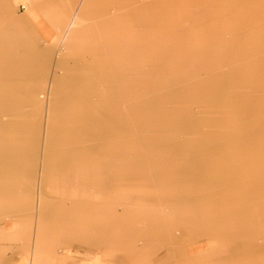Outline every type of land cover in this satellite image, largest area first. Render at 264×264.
Wrapping results in <instances>:
<instances>
[{
	"label": "rangeland",
	"instance_id": "1",
	"mask_svg": "<svg viewBox=\"0 0 264 264\" xmlns=\"http://www.w3.org/2000/svg\"><path fill=\"white\" fill-rule=\"evenodd\" d=\"M86 1L104 8L107 0ZM118 1V9L134 11L132 15L111 25L113 10L90 11L88 22L77 26L80 41L74 53L61 68L51 63L60 78L51 96L52 133L47 137L55 146L53 159L50 146H41L42 137L32 139L27 131L8 128L22 120L24 130L44 134L43 103L48 99L34 85L48 87L51 81H33L30 71L46 39L55 46L53 35L65 30L63 10L36 11L19 1L17 13H0V23L7 24L0 25V35L8 39L0 45L16 48L15 61L31 63L23 73H0V93H11L1 102L13 103L0 106V119L8 127L0 129V141L40 145L37 151L33 144L25 154V164L14 169L6 165L23 172L17 188L32 191L35 203L41 192L53 206L45 215L53 219H64V212L83 205L92 209V218L105 219V213L93 209L103 211L109 205L133 225H120L122 257L152 259L162 247L168 259L174 248L180 257L203 252L221 263L240 264L243 258V264L245 259L246 264H260L264 0ZM75 11H68V18ZM20 84L22 93L15 92L13 87ZM36 90L39 99L33 102ZM84 99L94 103H81ZM105 141L116 143L119 162L133 163L134 169H120V177L109 169V148L96 153ZM92 150V164H83ZM85 172L92 173L87 181L75 179ZM127 173H135L131 181ZM13 213L0 216V223L11 220ZM33 214L32 225L37 210ZM170 240L176 241L174 247Z\"/></svg>",
	"mask_w": 264,
	"mask_h": 264
},
{
	"label": "crops",
	"instance_id": "2",
	"mask_svg": "<svg viewBox=\"0 0 264 264\" xmlns=\"http://www.w3.org/2000/svg\"><path fill=\"white\" fill-rule=\"evenodd\" d=\"M19 1L29 2L30 8L36 11L41 9L63 10L62 23L63 27L66 26L63 33L59 32L57 34H54L55 36L53 35L52 37L54 40V44L58 43L57 45H49V43L47 42L48 39H46L47 45H45L41 50V55L40 53H38L39 55H35V68L30 71L34 74L33 81L37 80L38 78L45 79V82L51 81V86L48 87L46 85H34L37 90L42 89L45 92L43 98L48 99V101L45 100L43 103L45 105V110H43L41 130L44 128V134H40V131L34 128L24 130L22 120H19V124L14 123L13 128H8L5 123L6 121H3L2 118L0 119L1 130H5L8 128L27 131V135L29 138L33 139V137H36L37 139H39L40 137H42L43 140L41 142V146H43V144H48L47 137L52 133L51 96L55 90V86L59 83L60 79L56 70L52 72L50 69L53 59L54 64L57 63L56 66L61 68L63 63H65V61L68 60V58H70V56L74 53V50H76L79 45L78 41H80L76 38L77 26L80 24V22H88L87 17H90V11L94 10L97 13V11L101 10H113L110 12L112 13V15H110L112 17L110 21L111 25H113L116 20L123 18L126 15H132V12L134 11H128L127 9L119 10L118 0H107L104 8L101 7L100 4L93 6L91 5L90 1L87 2L86 0H75L76 2H79L78 5H68L65 3V0H0V13H2L4 10H11L12 12L17 13L18 11L16 8V4ZM114 1H116L115 6L113 4ZM71 9H75L76 11L73 14V17L70 19L68 18V11H70ZM81 9L89 12H85L83 14ZM103 15L105 14L103 13ZM68 19L69 21L67 22ZM2 22L3 23H0V25H7L5 20H3ZM1 39L5 41L8 40L3 39L0 35V40ZM47 46L51 49L46 50L48 48ZM15 50L16 48L12 45H0V73H23L25 72L24 70H26V67L31 64L29 61H15L13 59V56L16 52ZM46 51H48V54ZM13 89H15V92L22 93L23 86L21 84L18 86L16 85L15 87H13ZM37 90L36 95L33 96V102H36L39 99ZM7 96H11V93H0V106L13 105L12 102H1V100L4 98L6 99ZM91 100L85 101L84 99L83 101H81V103H92V101L94 103V100ZM18 105L21 106L22 102L18 103ZM12 110L13 112H15L14 109ZM20 113L23 112L20 111ZM110 136L111 138H113V134ZM82 138L84 137L82 136ZM30 143V145H27L26 141H0V216L7 215L9 212H14L11 220H9L8 222L0 223V264H201L202 262H205L206 264H231L228 262L221 263L218 258H215L213 260L207 259L203 256V252H199L195 254V256L191 257L183 256V258L180 256H176L174 248L173 257L168 259L167 257L162 256V247L160 249L156 248L159 255L156 257H152V259L122 257L119 254L120 246L123 242H120L119 239L120 225H133L132 222L131 224L126 222L125 218L123 217L118 218V215L114 214L113 209L110 208L109 205H105L103 211L100 210L101 207L93 209V211L105 213L103 215L105 219L101 218V216H99V218L97 217V219L92 218L93 216H90V214H88V211L92 209H88L86 205H83L84 208L74 207L72 210L70 209L71 211L69 210L67 212H64L59 207L58 210L60 212H64L63 214H65L64 219H60L57 217L56 219H53L49 214L45 215L46 212L52 211L51 209L53 208V206L51 204L48 205L42 199V193L39 191L38 200L35 203V194L32 191H25L24 189L23 191L22 187L18 189L17 187L23 184V172L8 170V168L6 167V165L9 164L14 169L17 165L21 166L22 164H25L22 159L27 156H25V154L31 152L33 144L35 145V141H30ZM35 146L38 151L40 145ZM49 146L50 154L53 159L54 156L51 152L55 150V146ZM97 148L99 150H97L96 153L98 151H102L104 148H109L107 155V157L109 158H106V161H108L111 165L109 166V169H116L117 176L120 177V169H134L135 164L133 163L121 164L119 162V147L116 143L113 144L112 141H105V143H102ZM94 157V151H89L90 161H84L83 164H92L91 161L94 160ZM47 161H49V156L46 158V162ZM52 162L54 163V160ZM86 166L84 165L85 168ZM91 174V172H85L82 179H80V176H75V179L87 181V177H89V175ZM126 175L130 176L129 173H127ZM134 175L135 173H132L130 176L131 178L128 181H131ZM263 178V176L260 177V179ZM70 193L79 195V192L77 193L75 190H70ZM35 210H37V220L35 224L32 225L34 219L33 212ZM82 211L85 213L80 214L83 213ZM6 212L8 213L6 214ZM108 213H111L113 217L110 218ZM80 216L84 217L82 218V221H80ZM108 219L112 221H108ZM149 221L150 219L148 220V225L150 227H154L150 225ZM175 242L176 241L173 240L169 241L172 246L176 245ZM129 243L130 241H128L127 244ZM132 249H134L132 251L135 252L136 248L134 246ZM157 253H155L154 251L153 254L156 255ZM240 264H243V258H241ZM260 264H264V254Z\"/></svg>",
	"mask_w": 264,
	"mask_h": 264
},
{
	"label": "bare ground",
	"instance_id": "3",
	"mask_svg": "<svg viewBox=\"0 0 264 264\" xmlns=\"http://www.w3.org/2000/svg\"><path fill=\"white\" fill-rule=\"evenodd\" d=\"M77 8H78V7H77ZM75 9H76V8H75ZM76 13H77V12H76ZM76 18H77V17H76ZM79 22H80V21H79ZM80 23H81V22H80ZM73 31H74V30H73ZM61 33H63V32H61ZM69 34H70V33H69ZM61 35H62V34H61ZM71 35H72V33H71ZM68 36H69V35H68ZM67 39H68V38H67ZM62 41H63V40H62ZM65 43H66V42H65ZM55 44H56V43H55ZM57 44H58V43H57ZM57 44H56V45H57ZM47 47H48V46H47ZM48 49H51V48L48 47L46 50H48ZM62 49H63V48H62ZM46 52H47V54H48V51H46ZM51 53H52V52H51ZM51 56H52V55H51ZM51 56H50V57H51ZM47 57H48V55H47ZM51 58H52V57H51ZM53 61H54V59H53ZM56 64H57V63H56ZM48 76H49V75H48ZM52 78H53V77H52Z\"/></svg>",
	"mask_w": 264,
	"mask_h": 264
}]
</instances>
